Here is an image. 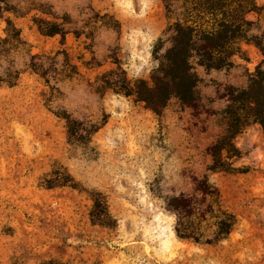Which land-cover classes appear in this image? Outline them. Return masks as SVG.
<instances>
[{
	"label": "rangeland",
	"instance_id": "obj_1",
	"mask_svg": "<svg viewBox=\"0 0 264 264\" xmlns=\"http://www.w3.org/2000/svg\"><path fill=\"white\" fill-rule=\"evenodd\" d=\"M6 0L0 14L20 29L24 41H9L0 53V72L14 66L13 85L0 81V264H264V132L250 115L232 142L237 156L222 151L230 170H208L207 147L225 132L230 89L245 88L264 44V0L246 14L255 24L231 44V64L205 70L195 63L199 111L171 97L160 115L133 96L99 88L98 76L118 61L130 81L149 79L158 37L169 45L168 25L181 0ZM35 17L67 31L42 34ZM42 63L46 76L30 67ZM237 104L233 105L236 106ZM246 110V109H245ZM105 122L88 143L68 141L55 112ZM242 113L244 110H238ZM65 167L79 188L45 186L50 171ZM206 174L218 189L207 197L193 191V177ZM86 190H99L114 218L93 223ZM184 193L197 212L177 235V215L167 199ZM207 204L213 212H202ZM234 215L230 231L213 240L216 216ZM211 239V242H207Z\"/></svg>",
	"mask_w": 264,
	"mask_h": 264
},
{
	"label": "trees",
	"instance_id": "obj_2",
	"mask_svg": "<svg viewBox=\"0 0 264 264\" xmlns=\"http://www.w3.org/2000/svg\"><path fill=\"white\" fill-rule=\"evenodd\" d=\"M167 13L171 12V1L162 0ZM7 8L6 0H0V14ZM180 15L172 21L167 30L169 45L164 48V40L158 37L153 44L151 53L156 60V65L151 69L149 79L137 78L130 81L125 70L118 61L115 67L98 76L101 90L110 88L116 93L133 96L136 101H141L145 107L155 114L160 115L171 97H175L181 104L199 111V94L197 85L200 80L192 60L205 70L220 69L231 64L230 56L234 54L231 44L239 39L246 38V33L255 24L248 19L246 14L257 12L261 9L255 0H181ZM38 30L45 35H59L61 39L67 33L66 29L55 21L35 17L33 19ZM4 37H0V53L6 50L9 41L24 42L20 37V29L10 18L5 19ZM251 40L261 51L264 57L263 40L258 35H252ZM30 67L46 76L42 63L33 59ZM16 67L5 66L0 72V81L13 85L18 77ZM229 123L225 132L219 135L208 147L211 163L208 170H230L233 167L223 159L222 151L229 156H237L240 150L232 142L233 137L244 125L243 116L250 115L259 123L264 132V70L257 67L249 77L245 88L230 89L229 92ZM232 104L236 106L232 107ZM246 109V110H245ZM238 110H244L242 113ZM55 114L65 122L68 141L88 143L91 135L105 122V117L100 122L89 119L83 120L72 116L67 111H58ZM45 186L69 185L79 188L73 176L65 167H57L43 178ZM193 191L201 195L202 201L207 197L217 196L218 189L213 186L207 175L193 177ZM92 201L89 217L93 223L111 226L114 218L110 214L104 194L99 190H86ZM168 209L177 215L175 231L181 237L197 236L187 231L184 220L190 219L196 212L197 206L192 199L184 193L172 195L167 199ZM202 212H213L210 204ZM216 216V230L213 240L224 237L234 222V215L220 209ZM207 242H211L208 239ZM40 264H63L57 259H47Z\"/></svg>",
	"mask_w": 264,
	"mask_h": 264
}]
</instances>
